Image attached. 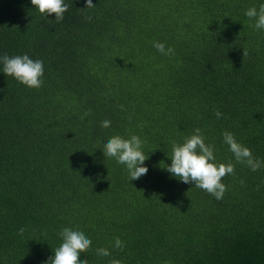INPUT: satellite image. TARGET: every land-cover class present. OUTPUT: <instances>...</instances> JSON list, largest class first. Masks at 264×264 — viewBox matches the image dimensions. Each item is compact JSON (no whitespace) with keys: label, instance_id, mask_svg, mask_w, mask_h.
Listing matches in <instances>:
<instances>
[{"label":"trees","instance_id":"1","mask_svg":"<svg viewBox=\"0 0 264 264\" xmlns=\"http://www.w3.org/2000/svg\"><path fill=\"white\" fill-rule=\"evenodd\" d=\"M64 2L56 21L0 0V55L44 68L39 88L0 72V264H43L65 224L89 236L86 264H264V166L222 136L264 161V32L244 15L261 0ZM196 128L233 165L221 199L164 168ZM115 134L142 139L146 175L104 155Z\"/></svg>","mask_w":264,"mask_h":264},{"label":"clouds","instance_id":"2","mask_svg":"<svg viewBox=\"0 0 264 264\" xmlns=\"http://www.w3.org/2000/svg\"><path fill=\"white\" fill-rule=\"evenodd\" d=\"M85 7H94L93 0H84ZM33 7L41 14L54 13L55 20L61 21L63 14L67 11L68 4L64 0H30ZM244 15L253 22L255 30L264 32V0L258 7L252 6L245 10ZM153 46L164 55L173 53L171 47L165 48L163 42H154ZM0 72L10 75L20 83L30 88H39L42 84L44 68L43 61L32 59L27 54L0 55ZM219 117L220 112H216ZM102 124L108 125L110 119L105 117ZM223 142L228 146L237 162L246 163L251 170L256 171L264 166V161L252 156L251 150L244 144L238 142L234 135L225 131L222 134ZM142 139L132 134L128 137L119 134L111 135L103 141L102 151L105 156L115 159L118 164L125 166L130 179H139L146 175L148 166L144 163L148 158L143 151ZM170 163L165 164V170L171 177L188 184L194 183L198 188L207 191L216 199H221L226 190L222 178L234 171L231 163H222L216 160L213 147L205 143V138L199 128L184 137L182 141H173L171 145ZM21 231H23L21 229ZM58 236L59 242L52 248V255L47 257L43 264H86L80 258L81 250H86L91 245V240L83 227L65 224L61 226ZM122 241L117 237L114 247L121 248ZM100 256H109L107 248H97ZM112 264H119L114 260Z\"/></svg>","mask_w":264,"mask_h":264}]
</instances>
